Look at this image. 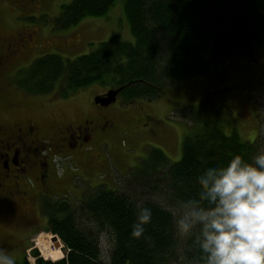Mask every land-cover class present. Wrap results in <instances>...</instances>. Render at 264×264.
<instances>
[{"label":"trees","instance_id":"1","mask_svg":"<svg viewBox=\"0 0 264 264\" xmlns=\"http://www.w3.org/2000/svg\"><path fill=\"white\" fill-rule=\"evenodd\" d=\"M117 1L73 0L61 7L57 27L70 29L85 18L106 17ZM122 1L134 43L114 36L74 60L43 55L21 73L23 92L44 95L59 87L68 96L92 84L111 83L125 88L131 100H152L163 92L164 78L204 75L210 64L252 55L264 44V0ZM205 103L206 97L200 109L184 113L187 120L202 125L184 139L179 162L171 164L162 150L152 149L120 188L95 189L72 207L66 199L55 204L47 200V231L60 237L65 257L61 259L60 241L43 234L39 238L51 241L36 245L48 260L35 252V264H195L199 252L192 238L177 230L175 211L198 193L196 177L209 163L226 164L235 154L251 160L264 149L260 132L253 143L243 141L236 128L226 133L219 114L211 120L212 113H205ZM137 201L153 210L146 225L148 239L130 236ZM105 233L112 240L109 261H104L101 248Z\"/></svg>","mask_w":264,"mask_h":264},{"label":"rangeland","instance_id":"2","mask_svg":"<svg viewBox=\"0 0 264 264\" xmlns=\"http://www.w3.org/2000/svg\"><path fill=\"white\" fill-rule=\"evenodd\" d=\"M72 1L53 0L43 11L30 10L28 13L20 11V13L15 12L16 15L6 9H0V33L3 32L9 36L5 32H9L12 30L11 28L15 27L13 22L15 16L17 19L20 16V22L33 26L35 30L38 25L30 22H34L37 18L32 17L33 19L24 20L22 17L26 18L30 15L39 17L40 14H43L49 18L47 19V23H49L48 20L52 21L57 18L62 6L69 5ZM40 23L42 22L40 21ZM38 32L39 44L43 46L42 51H54L53 47L57 46L63 50L59 55L64 60H74L79 56L87 55L95 51L99 44L108 42L114 36H119L123 41L134 43V37L125 18L122 0L116 2L106 17L85 18L75 27L60 28L56 35L59 37L56 39H51L43 31L40 33V29ZM167 47L165 44L164 49ZM41 55L43 54H35L31 61L25 62L26 66ZM163 86V92L158 98L152 100L144 98L142 101L124 107L123 115L125 114V116L122 129L114 138H109L101 149L96 146L92 152L93 158L87 164L59 159L57 169L60 173L68 169L67 173L73 180V187H77L79 190L68 187L65 193L59 189L53 198L47 197L46 199L53 204L61 199H66L72 207L75 205V198L81 199L83 196L80 191H85L84 187H88V194L93 193V189L98 186H105L109 190L120 188L123 181L130 177V170L136 169L152 149L162 150L171 164L179 162L182 159L184 139L194 131L196 132L202 125L187 120L184 113L185 111H195V108L200 109V101L204 97H206L207 103L204 105L206 112L203 111L206 114L212 113L211 120L216 119L219 114L220 122L224 124L226 133L228 128H236L239 137L245 142L253 143L259 132L263 139L264 44L260 49L253 51L252 55L234 59L232 62L210 64L204 75L178 81L166 77ZM11 87L8 88L13 93L10 95V105L6 104L9 107L10 115L17 112L15 109H20V116H24L32 110L37 111L41 105L39 103H48L47 99L40 98L34 99L33 103L24 102L21 95L24 93L23 90L20 88V94H18L13 86ZM97 91H99L98 85L92 84L76 92L68 93L67 98L76 97L72 103L77 101L89 103ZM50 95V93L44 94L41 97L46 98ZM189 115L191 116V113ZM193 127L195 129H192ZM93 162L96 165L92 169L89 164ZM74 168L77 169V172L73 170ZM180 211L178 209L175 213L179 215ZM5 224L0 221V248L7 250L15 258L16 264L23 262L24 259L30 264H35V252L41 258L46 259L41 249L36 245L37 242L47 239L46 237L39 238L40 235L51 234L60 239L59 236L47 231L45 222L40 224L42 226L41 229L38 228L40 232L32 236L21 232L19 237L8 232ZM21 235L24 237L22 238ZM111 245V236L109 233H105L101 238L104 261H109L108 253ZM61 252L65 257L63 249Z\"/></svg>","mask_w":264,"mask_h":264},{"label":"flooded vegetation","instance_id":"3","mask_svg":"<svg viewBox=\"0 0 264 264\" xmlns=\"http://www.w3.org/2000/svg\"><path fill=\"white\" fill-rule=\"evenodd\" d=\"M52 1L0 0V9L11 11L13 15L20 11L40 12ZM61 11L55 20H48L51 24L47 23L49 18L43 14L39 17H22L24 20L37 18L30 22L38 25L35 30L33 26L20 22V16L18 19L15 16V27H9L12 30L5 32L9 36L0 33V221L6 223L8 232L18 237L21 232L32 236L40 232V224H47L48 219L43 212L47 197L53 198L59 189L66 193L68 187L79 190L73 187L68 169L60 173L57 161L60 159L87 164L93 158L95 147L101 149L109 138H114L122 129L124 107L144 99L140 97L131 100L125 88L103 83L98 84L99 91L89 103H72L76 97L67 98L57 87L46 98L22 93L24 102L33 103L34 99L40 98L47 99L48 103H39L41 105L37 111L32 110L24 116H20V109H15L17 112L10 115L7 105H10V95L13 93L8 88L13 86L16 93L20 94L21 73L35 60L27 66L25 62L31 61L37 53L45 56L63 52L57 46L53 47L54 51L43 52V46L39 44L40 36H37L40 29V33L45 32L51 39L59 37L56 35L60 30L57 24ZM114 91H119L115 102L108 106L95 103L96 98H107L108 93ZM89 165L93 169L96 163ZM77 169L73 170L77 172ZM101 187L105 186L95 189ZM83 189L85 191H80L81 194L88 193V187ZM75 199L81 200L82 197Z\"/></svg>","mask_w":264,"mask_h":264},{"label":"clouds","instance_id":"4","mask_svg":"<svg viewBox=\"0 0 264 264\" xmlns=\"http://www.w3.org/2000/svg\"><path fill=\"white\" fill-rule=\"evenodd\" d=\"M198 193L182 201L177 230L192 238L195 264H264V149L251 160L232 155L211 162L196 177ZM130 236H146L153 210L137 201ZM0 264H16L0 248Z\"/></svg>","mask_w":264,"mask_h":264},{"label":"water","instance_id":"5","mask_svg":"<svg viewBox=\"0 0 264 264\" xmlns=\"http://www.w3.org/2000/svg\"><path fill=\"white\" fill-rule=\"evenodd\" d=\"M118 92L119 91H114V92L108 93L107 98L98 97L95 99V103L103 105V106H108L109 104L115 102V97L118 94Z\"/></svg>","mask_w":264,"mask_h":264},{"label":"bare ground","instance_id":"6","mask_svg":"<svg viewBox=\"0 0 264 264\" xmlns=\"http://www.w3.org/2000/svg\"><path fill=\"white\" fill-rule=\"evenodd\" d=\"M47 239L45 240L47 243H49L51 241L50 237H46Z\"/></svg>","mask_w":264,"mask_h":264}]
</instances>
